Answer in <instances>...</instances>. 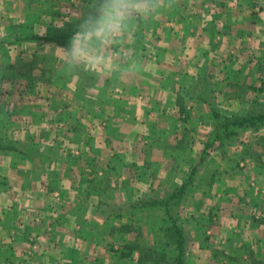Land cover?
I'll use <instances>...</instances> for the list:
<instances>
[{
  "label": "crops",
  "instance_id": "obj_1",
  "mask_svg": "<svg viewBox=\"0 0 264 264\" xmlns=\"http://www.w3.org/2000/svg\"><path fill=\"white\" fill-rule=\"evenodd\" d=\"M22 1L26 16L35 12L37 3L53 4L52 11L40 7L32 16L47 24L59 20L51 27L62 24L64 29L96 0ZM158 2V13L138 21L134 39L128 42L143 66L139 73L87 74L86 79L82 74L60 73L58 59L49 63L57 73L43 75L50 91L40 98L38 108L30 102L39 119L25 128L30 135L27 141L39 144L41 153L0 155V264H95L96 224H105L96 206L103 189L94 194L89 180L104 171L112 173L116 162L124 158L142 164L135 179L157 169L161 159L179 160L187 149L181 164L199 160L201 148L197 156L190 153L198 128L195 119L188 118L192 108L184 104V96L204 69L207 74L211 69L219 73L225 51L234 52L231 58L242 57L236 42L245 40L240 27L247 17L251 23L243 28L251 29V40L247 39L251 43L243 58L250 56L258 64L251 60L253 66L246 73L254 79L264 71V37L255 36L264 31L259 17L264 9L254 8L257 14L251 9L258 0ZM48 26L42 24L41 32ZM198 54L208 63L199 64ZM66 81L71 82L70 91L62 84ZM197 110L203 115L208 112L202 102ZM9 125L15 126L13 121ZM251 190L261 209L259 194L264 191ZM263 228L264 224L251 222L254 237L260 238ZM258 238L257 243L263 241Z\"/></svg>",
  "mask_w": 264,
  "mask_h": 264
},
{
  "label": "rangeland",
  "instance_id": "obj_2",
  "mask_svg": "<svg viewBox=\"0 0 264 264\" xmlns=\"http://www.w3.org/2000/svg\"><path fill=\"white\" fill-rule=\"evenodd\" d=\"M37 4L34 8L35 12L40 7L44 10L48 9L47 4L44 6H40L41 3ZM254 5L258 4L252 3L251 9L259 10L258 6L254 7ZM24 12L22 0H0V38L11 40L14 31L20 34H43L42 24L50 26L54 24L55 20L47 24L46 20H40L37 16H26ZM259 17L264 20V14L263 16L260 14ZM263 20L260 25L263 24ZM72 21L76 23L78 20L72 18ZM244 22L250 25L251 18H245ZM55 23L59 24V20ZM244 24L243 27H245ZM243 27L240 28L244 31L242 37L245 40L236 42V52L243 51L239 52L242 56L241 60L237 56L230 57L234 52L225 51L224 56L221 57L222 67H219V73L215 74L213 69H211L212 73L210 72L215 106L219 112L226 115H241L251 101H264V71L257 73L254 79L250 73H246L250 70L249 67L253 66L251 60L255 62L254 66L257 61L250 56L243 58L248 49L247 46L251 43L247 40H251V33H249L251 29ZM259 34L255 36L262 39L264 31L260 30ZM57 49V46L38 39L10 43L6 44L5 48H0V141L17 138L21 141L19 145L26 148L22 143L26 139L25 128L32 122H38L39 119L36 114H33L34 111L30 105L33 103L34 109L38 108L40 98L44 99L46 92L50 91L47 90L48 85L43 75L47 71L57 73L55 65H52L57 62V57L54 55ZM239 61L244 63L236 64ZM60 73L64 74V72ZM202 75L195 83L196 91L194 92L190 84L187 92L189 96H184L183 101L185 105L192 108L188 118L195 119L198 128L195 133L196 144L194 148H190L192 157L198 155L199 148L202 153L203 142L206 140L205 137L210 131L212 122L208 105L205 104L208 112L203 115L197 110L200 101L194 100L196 93L201 91L205 84ZM219 80L221 83L218 82ZM62 84H67L66 89L70 91L71 82L66 81ZM191 95L193 98H190ZM12 121L15 124L13 127L9 125ZM199 142L200 146L197 144ZM217 147L218 145L209 150L199 162V171L194 175L193 183L183 193L179 205H172L169 208L173 209L178 221L190 235L191 244L186 264H251L252 249H259V245L262 248L261 253H264V232L260 238L258 234L254 237L251 232V222L258 225L264 224V214H262L264 213V192H262L264 191L262 187L264 184V127L247 130L236 140L225 144L223 148ZM247 148L249 150L245 153L248 155L243 156L242 152ZM187 151L188 149L186 153ZM249 153L253 154L254 158L260 153L257 160L261 164L252 163L248 158ZM185 154L182 152L179 160L175 161L161 159L160 164H156L157 169L151 173H144L143 177L139 174L138 179H135V173L141 170L142 164L128 161L126 158L120 159L116 162V166L114 165L115 169L112 173L110 172L111 176L101 180V185L109 186H100L103 190L99 193V199L110 203L106 207V212L111 215L109 223L117 226L131 219L133 228L121 233L112 231L109 223L97 222L96 232L100 233L102 238H97V248L94 253L96 264L138 263L140 252L136 249L129 251L126 248V243H134L136 238L140 239L142 245L139 250L142 248L143 254L148 251V247H153L156 253L157 249L163 247L165 252L170 251L174 254L172 245H168L170 240L168 236L166 237V229L170 223L161 207L136 209L131 214L121 216L114 215L112 211L116 207L124 208L126 206L123 205L124 203L131 202L136 197L162 198L183 183L189 176V168L197 163L187 162L192 164L191 166L186 163L181 164L180 159L184 161ZM214 175H216L215 180L209 181ZM121 176H124V179H121ZM201 186L206 189L204 192H201L203 190ZM251 189L262 192H259L262 198L261 209L257 208L258 202L255 201L254 192ZM251 201L254 203L252 206ZM257 209L258 212H256ZM209 214H212V218L208 216ZM255 238L263 241L254 244ZM104 244H111V250L104 248Z\"/></svg>",
  "mask_w": 264,
  "mask_h": 264
},
{
  "label": "trees",
  "instance_id": "obj_3",
  "mask_svg": "<svg viewBox=\"0 0 264 264\" xmlns=\"http://www.w3.org/2000/svg\"><path fill=\"white\" fill-rule=\"evenodd\" d=\"M97 2L98 0H96L94 4H92L91 6H88L83 12L81 18H79V20L76 23H70V25H68L64 29L60 27L54 29L51 26H48L43 34H37V33L20 34L14 31L13 39L6 40L5 38H0V48H5L6 44L17 43L23 40H34V39H38L41 42L53 44L55 46H58L59 48H67L71 38L79 30V25L81 24L82 20L86 18L89 13L94 11V5H96ZM255 4L258 5L256 6L254 5V7L258 6L259 10L264 9V2L258 0V2H255ZM52 6L54 5L49 4L46 7L52 11L51 9ZM35 13L36 12L31 13V16L35 15ZM254 13L257 14V11H254ZM196 59H198L199 64H202L203 61L205 63H208V61L203 59L202 56H200L199 54L197 55ZM81 74L84 75L85 78L87 79V74L84 73ZM200 75H202V78H205L203 79V82H205V84L203 85L202 90L196 93L194 98L208 105V108H210V116L212 118L211 119L212 122H211L210 131L207 133L206 140L203 143V149L200 159L197 161L195 165L189 168L188 178L179 186H176L171 192L166 193L162 198H158V196L136 197L131 202L124 203L123 205H126L124 208L116 207V209L112 211L114 215L121 216L122 214H129V213L131 214V212H133V210L136 209L146 210L149 208L161 207L168 217L170 224L166 229L167 231L166 237L168 236L170 240L168 245L170 246L172 245L174 249V254H171L170 251L165 252L163 247L161 249H157V253L153 251L154 250L153 247L152 248L148 247V251H146L143 254L142 248L141 250H139L142 245L140 244V239L136 238V241L134 243L133 242L126 243L127 244L126 248L129 251L136 249L137 251L140 252V258H138V263L136 264H149V263L150 264H168V263L186 264V257L191 244L190 235L188 231L185 229V227L178 221L176 213L173 211L172 208L170 209L169 207H171L172 205L176 206V204L179 205L178 203L180 202L183 193L185 192L187 187L193 183L192 181L194 175L199 171L198 169L199 162L201 161L203 156L209 152V150L214 149L217 145H218L217 148H223L225 144L231 143L232 141L236 140L247 130H256L264 127V101H257V100L251 101V103L247 106L246 111L241 115L222 114L217 110L215 106L216 100H214V94H212L213 89L210 84L211 82L210 73L207 74L206 70L204 69L200 73ZM91 76L92 74L90 75V77ZM195 85L196 84L194 83L192 84L191 87L194 90V92L196 91ZM190 98H193V95H191ZM28 136L30 135H26L25 142L24 141L22 142L23 145L26 146L25 149L22 147V145H19L21 141L17 140V138L16 139L8 138L5 141H0V155L9 154L12 155L13 157H19V156L31 157L32 155L35 156L36 154L41 153L39 144L34 143L32 140L27 141L29 138ZM248 150L249 148H247L245 151L242 152L243 156L248 155L245 153ZM259 155L260 153L255 156L256 158L255 159L253 157V154L251 155V153H249L250 157L248 158L251 159V162L254 164L255 163L261 164L257 160L259 159ZM109 173L107 171H104L102 176L93 175V178L89 180L91 181L89 183L90 186L89 190L95 194L100 189L99 188L100 186L109 187L106 184L101 185V180L103 178L110 177ZM215 176L216 175L212 176V178H210L209 181L211 180L214 181ZM0 179H1V174H0ZM200 188H203L201 192H204L206 190L203 186H201ZM109 204L110 203L108 201L102 200V201H98L96 205L97 212H100L103 215V217L105 218V223H109V220L111 219L110 213L106 212V207H108ZM208 216L212 218V214H209ZM112 226L113 225H111L112 231L121 232V233L126 230H131L133 228V225L131 224V219H129V221H126L125 223H121L120 225L113 227ZM96 238H102L100 233L96 232ZM163 242H165V240ZM103 247L108 250H111V244H104ZM258 247L259 249L257 250H253V249L251 250L252 253L251 264H264V253H261L262 252L261 246L258 245Z\"/></svg>",
  "mask_w": 264,
  "mask_h": 264
},
{
  "label": "clouds",
  "instance_id": "obj_4",
  "mask_svg": "<svg viewBox=\"0 0 264 264\" xmlns=\"http://www.w3.org/2000/svg\"><path fill=\"white\" fill-rule=\"evenodd\" d=\"M159 9L158 0H98L68 47L55 51L58 70L77 76L139 73L143 66L128 42L134 39L136 23L154 18Z\"/></svg>",
  "mask_w": 264,
  "mask_h": 264
},
{
  "label": "built area",
  "instance_id": "obj_5",
  "mask_svg": "<svg viewBox=\"0 0 264 264\" xmlns=\"http://www.w3.org/2000/svg\"><path fill=\"white\" fill-rule=\"evenodd\" d=\"M55 196H58V193H57V194H55Z\"/></svg>",
  "mask_w": 264,
  "mask_h": 264
}]
</instances>
